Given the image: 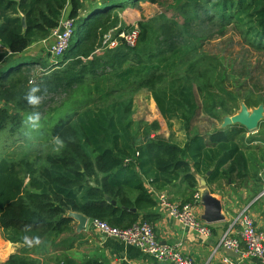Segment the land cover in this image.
<instances>
[{
	"label": "trees",
	"instance_id": "16d2710c",
	"mask_svg": "<svg viewBox=\"0 0 264 264\" xmlns=\"http://www.w3.org/2000/svg\"><path fill=\"white\" fill-rule=\"evenodd\" d=\"M166 1L180 2L178 16L161 14L151 23L139 22L135 47L121 41L110 49L103 46L104 36L120 22L111 16V7L134 8L140 2L156 5L159 0H107L84 18L80 17L83 0H0V43L5 47L0 50V66L8 65L0 74V100L24 101L29 89L23 68L33 63L14 58L34 42L49 39L65 17L76 21L74 36L62 62L53 65L56 72L39 85H46L50 95L88 87L94 96L78 106V113L53 127L52 136L75 139L60 153H48L43 159L26 156L0 161V230L5 240L23 244L25 225H32L42 240L68 231L73 222L69 212L121 229L139 221L154 224L157 215L143 214L157 204L143 179L158 191L182 181L192 190L185 202L190 203L199 185L196 175L205 177L209 185L243 183L250 178L255 161L238 140L246 132L244 127L218 130L208 137L195 135L184 148L162 137L146 138L136 148L133 101L109 104L115 94L133 95L147 89L167 122L193 117L198 109L194 83L209 73L208 57L200 55L185 37L184 32L195 27L209 24L218 30L217 37L233 28L252 50L264 53V0ZM130 29L120 25L115 37ZM179 66L186 68V74L169 80ZM45 70L53 72L49 66ZM14 117L18 116L0 106V132ZM127 160L132 162L126 164ZM255 178L259 180L258 171ZM107 196L117 205L107 201ZM6 264L40 262L12 256ZM83 264L101 263L87 260Z\"/></svg>",
	"mask_w": 264,
	"mask_h": 264
},
{
	"label": "rangeland",
	"instance_id": "374dc122",
	"mask_svg": "<svg viewBox=\"0 0 264 264\" xmlns=\"http://www.w3.org/2000/svg\"><path fill=\"white\" fill-rule=\"evenodd\" d=\"M91 3L92 0H90ZM179 3L166 0H159V4L156 5L150 2H140L133 9L130 7L116 9L112 6L111 16L119 18V26H137L139 22L151 23L161 14L170 18L178 16ZM217 31L207 24L184 32L186 39L196 45L199 54L208 57L206 67L209 73L203 74L205 78H198V82L194 83L198 109L193 117L184 116V118L167 122L161 116L152 100L151 92L147 89L140 90L133 95L130 93L115 94L110 98L109 104L129 99L133 101L132 136L136 148L140 147L146 138H163L165 135L179 144L185 143L195 135L208 137L218 130H228L230 127L237 126L238 124L230 125L231 119L240 115L244 110L252 114L262 109V118L258 128L255 131L246 129V132L238 137L251 160L255 161V163L252 162L251 171L259 172L264 158V147L256 146L253 149L252 145L256 139L264 142V53L252 50L233 28L228 29L224 37H217ZM42 44L39 40L34 42L26 54L33 53L34 56L39 55L40 58L41 54L45 59L40 61L45 66L53 68V72L46 73L45 66L24 69V75L27 76L25 83L27 89L31 86L30 80L38 85L43 83L58 69L53 65L58 61V63L62 62L60 59L51 58L47 47ZM210 58L213 60L209 61ZM4 66H0V74L5 71ZM107 73H110V70ZM185 74L186 68L179 66L169 76V80ZM71 92L49 95L40 109L44 127L41 134L31 141L27 140L21 132L24 115L32 110L27 101L24 99L22 103H7L0 100V106L6 107L12 116H18L14 117L7 128L0 132V161L26 156H30L31 159L41 156L43 159L46 154L54 153L51 150L53 127L60 120L78 113V106L85 105L84 103L91 101L94 97L88 87Z\"/></svg>",
	"mask_w": 264,
	"mask_h": 264
},
{
	"label": "crops",
	"instance_id": "0c3cea01",
	"mask_svg": "<svg viewBox=\"0 0 264 264\" xmlns=\"http://www.w3.org/2000/svg\"><path fill=\"white\" fill-rule=\"evenodd\" d=\"M104 1L105 0H92L90 4V0H83L84 8L80 17L84 18L94 14L96 9L103 5ZM40 43H43V41H40ZM47 43H54V38L51 36L47 39ZM28 50H30V47L24 53L14 58V60L21 59L25 64L30 62L33 63V66H25L23 71L27 68L45 66L44 63L40 61L41 59H45V57L40 53L41 58L39 55L34 56L33 53L26 54ZM15 65L16 63L10 64L9 66L15 67ZM7 66L6 64L4 67ZM169 134H171L170 131ZM163 138L173 144L179 145L181 148H184L189 141L188 139L185 143L179 144L177 141H174V139L166 137V135ZM252 146L254 149L256 146L261 145L253 144ZM137 171H139L138 168ZM196 178L199 182L198 188L195 190L197 191L196 193H199L200 196L203 197L204 192L208 191L212 197L219 200L222 204V213L225 219L208 224L212 230L211 238H204L197 232L183 227L176 219L169 215L167 209L161 207L157 202L155 192L166 194L171 203L187 202L191 196L192 190L180 180L174 181L172 184L165 187V189L158 191L154 187H151L147 180L143 179L146 182L148 191L157 203L154 208L143 214H155L159 217L154 225L157 237L161 243L171 245L180 244L181 251L185 255L192 257L196 262L204 263L211 257L213 250L217 247L233 215L241 209L250 206V214L254 218L257 226L264 229V198L258 199L263 185L260 180L255 178V172L253 173L252 171L250 178L243 183L237 182L232 184V182L222 181L217 184H207V186L201 187L200 180H206V178L199 175H196ZM196 213L199 219L206 223L202 219L205 213V207L202 205V201L197 206ZM92 222L93 220L88 218L85 229L78 231L79 224L77 221L73 220L68 231L61 234H52L43 240L44 243L40 247L32 249L27 248L23 244H13L5 240L0 230V264H6L12 256H23L28 259L39 261L40 264H83L87 260H97L101 264H172L158 262L152 257L143 254L135 247L125 245L111 238L100 236L92 228ZM224 257L238 260L236 255L221 250L214 258L213 264H222L221 261ZM243 264L260 263L257 259L250 258L246 259Z\"/></svg>",
	"mask_w": 264,
	"mask_h": 264
},
{
	"label": "built area",
	"instance_id": "2783aa9c",
	"mask_svg": "<svg viewBox=\"0 0 264 264\" xmlns=\"http://www.w3.org/2000/svg\"><path fill=\"white\" fill-rule=\"evenodd\" d=\"M120 26L109 31L104 36V48H117L121 41L128 46L135 47L139 39V29L132 26V29L120 32L115 37ZM62 29V32L60 33ZM76 29V21L65 17L60 22L59 27L53 31L52 38L54 43L48 44L43 41L47 47L49 56L55 60L61 59L68 50ZM5 47L0 43V50ZM258 145L264 147V142L256 141ZM253 143V144H255ZM137 157L139 154L137 153ZM132 160H127L126 164ZM258 178L263 188L258 199L264 198V158L262 167L258 172ZM159 205L168 210L169 215L176 219L183 227L193 230L204 238H211L212 230L208 224L199 219L196 213L197 206L201 203V196L196 193L190 203H171L166 194L155 192ZM92 228L102 237L111 238L125 245L132 246L140 250L161 263L172 264H213L214 258L219 251L234 254L238 260L229 257L222 258V264H243L246 259L255 258L260 264H264V229L257 226L254 218L250 214V206L241 209L229 221L228 227L222 234L217 247L213 250L211 257L207 262H196L192 257L185 255L181 251V245L163 244L159 241L155 225L149 222L139 221L130 228L121 229L111 226L106 221L93 220Z\"/></svg>",
	"mask_w": 264,
	"mask_h": 264
},
{
	"label": "clouds",
	"instance_id": "9594fccd",
	"mask_svg": "<svg viewBox=\"0 0 264 264\" xmlns=\"http://www.w3.org/2000/svg\"><path fill=\"white\" fill-rule=\"evenodd\" d=\"M29 84L31 86L25 96V100L32 110L24 115L21 132L27 140L31 141L41 134L44 127L40 109L48 99L50 92L46 85L42 87L31 80ZM74 142L75 139L72 136L65 137L57 134L51 138V150L54 153H60L67 147L68 143ZM22 242L29 249L40 247L44 243L41 236L33 231L32 225L24 226Z\"/></svg>",
	"mask_w": 264,
	"mask_h": 264
},
{
	"label": "water",
	"instance_id": "95a60500",
	"mask_svg": "<svg viewBox=\"0 0 264 264\" xmlns=\"http://www.w3.org/2000/svg\"><path fill=\"white\" fill-rule=\"evenodd\" d=\"M23 25L25 22L23 21ZM62 32V29L60 33ZM262 118V109L254 111L252 114H249L246 110H244L240 115L235 116L231 119V124H238L247 129L248 131H255ZM92 186H95L94 183H91ZM201 187L207 186V181L205 179L200 180ZM106 200L111 202L112 205L116 206L117 202L113 201L110 197H106ZM202 205L205 207V213L202 216V219L207 223H216L225 219L222 213V204L219 200L215 199L211 196L208 191H205L203 197H201ZM136 212V209L132 210ZM68 217L78 222V231H82L85 229L88 218L80 213L69 212Z\"/></svg>",
	"mask_w": 264,
	"mask_h": 264
}]
</instances>
